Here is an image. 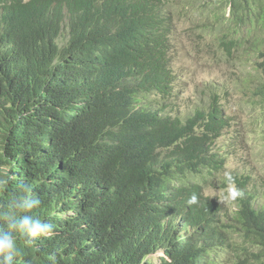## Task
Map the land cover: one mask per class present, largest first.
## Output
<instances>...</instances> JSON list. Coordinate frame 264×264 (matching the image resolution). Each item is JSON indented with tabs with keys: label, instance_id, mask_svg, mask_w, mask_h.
<instances>
[{
	"label": "trees",
	"instance_id": "trees-1",
	"mask_svg": "<svg viewBox=\"0 0 264 264\" xmlns=\"http://www.w3.org/2000/svg\"><path fill=\"white\" fill-rule=\"evenodd\" d=\"M229 1L226 17L186 14L181 0H0V204L30 184L42 202L30 214L55 227L31 242L14 234L16 264L53 253L58 264H264L253 176L231 173L243 192L232 209L205 193L228 185L214 145L231 122L217 94L163 114L169 34L183 18L233 22L221 45L263 70L242 85L264 95V36L236 30L255 16L264 32V0Z\"/></svg>",
	"mask_w": 264,
	"mask_h": 264
},
{
	"label": "rangeland",
	"instance_id": "rangeland-1",
	"mask_svg": "<svg viewBox=\"0 0 264 264\" xmlns=\"http://www.w3.org/2000/svg\"><path fill=\"white\" fill-rule=\"evenodd\" d=\"M181 4L190 8L192 0H181ZM208 4L213 6L207 9ZM194 5L195 12L188 14H230L228 0H196ZM225 34L231 35L229 29L215 24H192L185 19L178 22L171 38L176 77L163 114L183 117L197 107H208L216 93L220 112L229 116L231 122L214 145L226 156L224 170L253 175L264 201V99L242 85V79L248 78L253 88L261 81L263 70H255L243 50L241 56L230 58L221 45ZM226 191L217 185L205 193L223 200ZM224 203L230 209L235 207L232 201Z\"/></svg>",
	"mask_w": 264,
	"mask_h": 264
},
{
	"label": "clouds",
	"instance_id": "clouds-1",
	"mask_svg": "<svg viewBox=\"0 0 264 264\" xmlns=\"http://www.w3.org/2000/svg\"><path fill=\"white\" fill-rule=\"evenodd\" d=\"M229 5L231 14L230 1ZM182 6L184 11L187 12L186 14L192 11L190 8H187L184 5ZM230 14H228V16ZM183 19L187 20L186 18ZM224 22L225 24L218 22H211L209 24H215V26L217 27H225V30L234 26V23L231 21L226 20ZM261 25L262 24L259 17L253 16L250 21L238 22L236 30L241 36H248L247 33H257L260 36H264L263 31L257 30L261 27ZM176 28L177 25L169 34V54H171L173 46V43H171V38ZM226 52L228 53V51ZM255 96L257 97V95ZM258 96H262L261 99H264V95ZM212 109L213 107L211 108V110ZM227 127L228 126H226L225 128ZM224 157L225 161H223L222 163L223 168H225L226 164V156L224 155ZM225 178L228 181L227 191L223 196V200H219L222 203L227 201H236L237 199L242 197L243 192L236 186L230 171L225 172ZM41 203L42 202L39 197L32 191L30 184L20 183L17 186L16 191L11 194L8 201L6 203L0 204V264H16V258L23 255L22 249L18 246L17 238L14 234H19L21 238L30 242L35 241L36 239L41 237H50L54 234L55 227L52 223L30 214L32 210L38 208ZM187 203L189 205L197 204L198 196L196 194H193L189 197ZM161 253L163 252L160 251V254ZM152 255L153 254H151L150 256ZM49 264H58L57 255L55 253L49 256Z\"/></svg>",
	"mask_w": 264,
	"mask_h": 264
}]
</instances>
